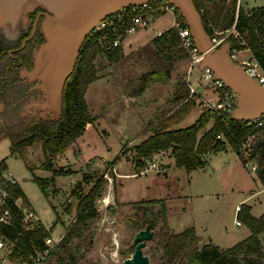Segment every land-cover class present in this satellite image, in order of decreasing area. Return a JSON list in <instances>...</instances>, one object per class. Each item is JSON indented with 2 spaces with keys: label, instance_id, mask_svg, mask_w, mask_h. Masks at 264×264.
<instances>
[{
  "label": "rangeland",
  "instance_id": "rangeland-1",
  "mask_svg": "<svg viewBox=\"0 0 264 264\" xmlns=\"http://www.w3.org/2000/svg\"><path fill=\"white\" fill-rule=\"evenodd\" d=\"M241 2L243 7L264 4V0ZM228 5L230 0H226ZM236 11L237 4L234 16ZM173 19L171 13H160L155 18L156 24L130 34L128 40L131 42L134 39L136 42L146 41L137 48L124 50L121 45L96 53L93 63L98 80L88 84L84 95L91 114L97 118L92 124H87L83 134L61 154L49 157L43 150L42 141L26 146L22 156L12 154L9 136L6 133L0 135V160L5 159L7 163L3 177H13L10 171L30 201L29 206L20 201L17 203L23 211V223L34 227L36 222L41 221L48 230L47 237L59 239L54 250L51 249L42 261L32 258V263H28L12 260L13 242L0 236L4 242L0 247V264H61L62 256L70 259L73 256L75 264H114L112 252H118L119 264H122V259L134 251L133 238L145 223H150L153 233L143 248L150 264L185 262L183 256L173 263L162 258L158 232L165 228L179 232L194 223L205 225L214 239L226 247L249 234L244 223L237 225L235 222L241 220L235 212V204L252 203L255 215L264 208L263 190L245 201H239L250 193L248 190L254 189L255 192L261 188L260 182L254 179L255 172L241 162L244 148L251 152L258 133L249 139L251 144H240L241 157L230 150L211 153L203 167L189 173L175 164L171 148H168L152 153L141 165L145 169L147 163L154 162L156 168L135 173L138 167L135 165L134 146L147 138L153 125H159L162 118L181 104L176 100L178 95L187 94L198 104L181 119L179 126H187L196 119L198 109L203 111L201 102L215 101L213 86L202 81L196 68L190 72V61L185 51L177 48L175 51L161 50L152 39L148 40L158 30L169 27ZM3 34L0 30V45ZM48 50L42 60L45 63L49 59L50 63L36 72L43 87L38 103L42 115L49 113L55 116L59 104L50 93V73L55 54L52 57ZM154 71L159 73L140 89V78ZM22 74L30 77L26 70ZM190 86L196 89L193 94ZM38 121L39 117L27 119L25 128ZM51 166L67 172L54 174ZM205 166L208 167L207 172H203ZM105 171L107 175L103 174ZM34 175L52 178L46 195L33 180ZM85 176H89L91 181L85 182ZM98 179H101V184L93 201L97 216L87 221V227L80 235L67 238V230L79 211V198L74 195L73 189L80 181L81 192L85 195ZM4 187L5 182L0 177V198ZM152 199H164L167 227L163 224V201ZM259 233L264 249V230ZM62 242L65 246H61ZM195 245L200 247V241L190 247ZM248 259H251V264H264V258L242 255L216 264H248Z\"/></svg>",
  "mask_w": 264,
  "mask_h": 264
},
{
  "label": "trees",
  "instance_id": "trees-1",
  "mask_svg": "<svg viewBox=\"0 0 264 264\" xmlns=\"http://www.w3.org/2000/svg\"><path fill=\"white\" fill-rule=\"evenodd\" d=\"M193 2L201 14L204 26L209 19L221 27L232 24L237 0H230L228 6L226 0H193ZM250 13L248 15L241 6L238 8L239 28L248 26L252 29L253 24L264 20L263 6L251 8ZM179 17L184 20L181 14ZM30 30L31 28L26 33L17 32L14 36H10L7 31L0 45V135L6 133L9 136L12 154L22 156L26 146L42 141L43 150L51 157L61 154L71 142L83 134L87 124H92L96 120L97 117L91 114L84 94L88 84L97 78V70L93 63L96 53L105 50L96 43L95 37L84 39L73 71L65 80L57 115L53 116L49 113L42 115L41 109H35L39 97L43 95L42 88L34 80L22 77L20 72L23 66L28 69L32 66L34 48L32 39H27L26 45L21 46L22 39L29 35ZM152 41L161 50L175 51L176 48L183 50L175 26H170L155 35ZM13 47H19L12 51L21 58L19 63L16 62L17 58L9 53V49ZM261 53L255 50L258 57ZM157 73L159 71L143 75L140 78V89ZM186 95L184 93L178 95L176 100L181 101V104L162 118L159 125H153L152 132L147 138L134 146L135 165L141 168L144 159L152 153L171 148L175 164L189 172L205 165L206 153L224 150L227 146L240 156V144L249 136L258 133L251 153L258 163L255 173L264 187V124L247 125L245 120L232 117L231 112L203 110L191 124L170 128L197 104L194 99L187 98ZM32 117H39V121L25 128L26 120ZM211 119L213 120L211 126L206 127ZM220 134L223 137H218ZM242 159L245 163L244 158ZM50 168L53 169L54 174L67 172L52 166ZM3 169H7L5 159L0 160V177L5 182L4 190L7 193L4 203L0 204V236L13 242L10 255L12 260L32 263V257L45 248L44 239L48 235V230L41 221L36 222L34 227H28L23 223V211L17 203L20 201L23 205L29 206L30 201L17 180L11 182L9 179H4ZM33 180L46 195L52 178L34 175ZM84 181L89 182L91 178L85 176ZM100 184L101 179H98L85 195L81 192L80 181L73 189L74 195L79 198V211L75 221L67 230V238L80 235L87 227V221L97 216L93 201L98 194ZM152 200L163 201V224L167 227L164 199ZM237 214L241 218L240 221L249 227L251 233L232 246L221 248L209 241L200 247L196 245L190 247L199 240L193 227H187L179 232L165 228L158 232L162 258L168 263H173L178 257L183 256L184 264H216L239 255L263 259L264 250L258 234L264 230V213L259 217L253 216L248 205H241ZM3 215L5 219H1ZM61 246H65V242H62ZM60 259L61 264H75L73 256L71 259L65 256ZM248 264H251V259H248Z\"/></svg>",
  "mask_w": 264,
  "mask_h": 264
},
{
  "label": "water",
  "instance_id": "water-1",
  "mask_svg": "<svg viewBox=\"0 0 264 264\" xmlns=\"http://www.w3.org/2000/svg\"><path fill=\"white\" fill-rule=\"evenodd\" d=\"M28 1L39 2L51 12L45 14L44 30L47 40L38 49L36 67L42 49L54 47L55 60L50 73V93L60 104L65 80L73 71L82 42L95 24L122 6L149 0H0V27L7 25L10 30H15L19 25L24 5ZM170 1L180 10L199 51L204 54L199 67L210 66L216 77L236 93L237 103L231 116L249 120L264 114V86L229 58L227 42L219 48L213 46L193 0ZM152 236L149 223L138 229L133 238L134 251L122 259V264H150L143 248Z\"/></svg>",
  "mask_w": 264,
  "mask_h": 264
},
{
  "label": "built area",
  "instance_id": "built-area-1",
  "mask_svg": "<svg viewBox=\"0 0 264 264\" xmlns=\"http://www.w3.org/2000/svg\"><path fill=\"white\" fill-rule=\"evenodd\" d=\"M167 12L173 15L174 19L172 26L176 27L180 38V46L189 57L190 72L193 68H196V70L201 73L202 81L212 85L213 89L216 91L215 101L208 102L205 100L200 103V107L204 111L221 110L232 112L237 103L236 93L231 87L216 77L210 66L205 65L203 68L199 67L204 54L199 51L189 26L179 17V14H181L180 10L172 1L149 0L142 3L122 6L99 20L86 37H95L96 43L102 49H113L121 46L128 35L149 26L160 13ZM247 14H251L250 10L247 11ZM237 21L238 8L231 25L221 27L219 24L209 19L206 21V26L204 27L207 31L209 30L208 33L213 46L219 48L223 43L227 42V53L229 58L236 65L241 66L245 73L264 86V20H260L253 24L252 29L248 26H244L242 29L239 28ZM256 49L262 52L260 57L255 54ZM190 90L191 94L196 91L195 87H191ZM245 121L247 125L261 126L264 124V114ZM218 137L223 136L220 134ZM249 139L251 140V136H249L242 145L245 146L247 143L251 144ZM243 151L246 167H248L250 171L255 172L258 167L256 158L250 151L245 150V148ZM149 168H156V164L154 162H149L145 166V169L138 168V171L135 173H143ZM9 174L11 175L10 172ZM107 174L108 172L105 171L104 175ZM8 179L11 182L16 181L14 177L8 176ZM2 194L3 196L0 198L1 205L4 203L7 195L4 189ZM240 206V204H237V211L240 209ZM5 213H7V210H5ZM5 218L4 215L1 217V219ZM235 222L236 224H241L240 220H235ZM58 241L59 239H54V237H46L44 239L45 248L37 252L32 258H36L38 262L42 261L45 255L55 247ZM3 245L4 242L0 240V247Z\"/></svg>",
  "mask_w": 264,
  "mask_h": 264
},
{
  "label": "flooded vegetation",
  "instance_id": "flooded-vegetation-1",
  "mask_svg": "<svg viewBox=\"0 0 264 264\" xmlns=\"http://www.w3.org/2000/svg\"><path fill=\"white\" fill-rule=\"evenodd\" d=\"M47 13H51V12L43 4L36 2V1H28L24 5L19 25L15 30H10L7 25L0 27V30H2L4 34L8 31L9 33L8 32L7 33L10 36L11 35L14 36L17 32L26 33V32H28L29 28H31V30L29 31V35H26L24 37V39H22L21 46L26 45L27 39H30V38L32 39V42L34 43V48L32 50V55H33L32 66L29 69L26 68L25 66H23L20 69V72H21L22 77L26 78L27 80H34L36 82V84H38V86H40L41 88H43V87L40 83V80H38V78L36 77V75L39 72V70L43 67L44 64L48 65L50 63L49 59L47 62L44 63L42 58L45 55L47 49H50L48 51L51 52L52 57L55 54V51L53 52L54 48L46 47L42 51L41 58H40L39 63H38V67H36V55L38 53V49L40 48V45L43 44L47 40L45 30H44V24H45V19H46L45 14H47ZM4 34H3V36H4ZM18 48L19 47H13V48L9 49V53H11V55L13 57L17 58V60H16L17 63L21 62V58L18 55L13 54L12 51L17 50ZM25 70L29 72V74H30L29 78L25 77L22 74V72ZM39 98L41 99L42 96H40ZM37 107L39 109H41V107H39V103L37 104Z\"/></svg>",
  "mask_w": 264,
  "mask_h": 264
},
{
  "label": "crops",
  "instance_id": "crops-1",
  "mask_svg": "<svg viewBox=\"0 0 264 264\" xmlns=\"http://www.w3.org/2000/svg\"><path fill=\"white\" fill-rule=\"evenodd\" d=\"M248 3V2H247ZM242 7V8H244L246 11H249L251 8H253V7H259V6H263L264 7V4H258V5H252V6H250V7H243V5H242V2H241V0H238V3H237V8H239V7ZM154 24H156L155 23V20L149 25V26H151V25H154ZM148 26V27H149ZM170 26H172V23H171V25ZM169 26V27H170ZM148 27H146V28H143V29H140V30H145V29H147ZM168 28V27H167ZM167 28H165V29H167ZM165 29H163V30H158L157 31V33H156V35L157 34H159L160 32H162V31H164ZM129 36V35H128ZM128 36L124 39V41L122 42V48H124V50H131V49H134V48H137V47H139V45H141L142 43H144V42H146V41H144V40H141V41H135V39H134V41L133 42H131V41H129L128 40ZM155 36V34H153L152 36H150V38H148V40L149 39H152L153 37ZM126 43H128V45H126ZM97 80H98V78L96 79V80H94V83L95 82H97ZM93 84V83H92ZM91 86V85H90ZM195 107H198V104H196V106ZM194 107V108H195ZM193 108V109H194ZM192 109V110H193ZM201 113V110L200 109H198V111H197V115L195 116L196 118L199 116V114ZM181 121V120H180ZM180 121H178V122H176L175 124H173L172 126H170V128H179V127H183V126H179L178 125V123L180 122ZM211 124L212 123H210V125L209 126H211ZM208 126V127H209ZM87 127V126H86ZM143 141V140H142ZM228 150H230V151H233V152H235L233 149H231L229 146H227V148L226 149H224L223 151H228ZM219 151H221V150H218V151H214V152H208V153H206L205 154V160H206V162H207V157H208V155L209 154H211V153H216V152H219ZM237 154V153H236ZM238 155V154H237ZM239 156V155H238ZM239 159H240V157H239ZM241 160V159H240ZM241 162H242V160H241ZM206 164V163H205ZM242 164L244 165V163L242 162ZM245 166V165H244ZM246 168V167H245ZM196 169H200L199 167L198 168H195V169H192L191 171H193V170H196ZM191 171H189V173L191 172ZM207 172L208 171V167H206L205 166V168L203 169V172ZM10 172V171H9ZM11 173V172H10ZM13 177H14V175L13 174H11ZM255 175H256V173H255ZM15 178V177H14ZM254 179H257L259 182H260V184H261V188L260 189H258L257 191H255V192H253L254 191V189H250V190H248L250 193L246 196V197H244V198H242L241 200H239V201H245V200H247V199H249L252 195H254L256 192H259V191H264V187H263V185H262V183H261V181H260V179L257 177V175H256V177L254 178ZM237 204V203H236ZM235 204V212L236 213H238V211L236 210V205ZM240 204H242V203H240ZM249 207H250V213L253 215V216H256V217H259L260 215H262L263 213H264V208H262L261 209V213L260 214H258V215H255L254 213H253V204L252 203H248L247 204ZM241 224H243V222H241ZM237 225H240V224H237ZM189 227H193L194 229H195V231H196V234L199 236V241H200V243H201V245L202 244H205V243H207V242H209V241H211L212 243H214V244H216V245H218V246H220L221 248H226V246L225 245H223V243L222 242H218L216 239H214V237L209 233V230H208V228L205 226V225H198V224H196V223H194V224H191ZM248 229H249V227L248 226H246ZM251 233V231H250V229H249V234ZM248 234V235H249ZM247 235V236H248ZM259 235V238H260V240H262L261 239V235H260V233L258 234ZM245 238V237H244ZM238 242V241H237ZM263 248V247H262ZM264 250V249H263Z\"/></svg>",
  "mask_w": 264,
  "mask_h": 264
},
{
  "label": "clouds",
  "instance_id": "clouds-1",
  "mask_svg": "<svg viewBox=\"0 0 264 264\" xmlns=\"http://www.w3.org/2000/svg\"><path fill=\"white\" fill-rule=\"evenodd\" d=\"M117 236L118 234L116 235V239H117ZM111 257H112L114 264H119L118 252H112Z\"/></svg>",
  "mask_w": 264,
  "mask_h": 264
}]
</instances>
